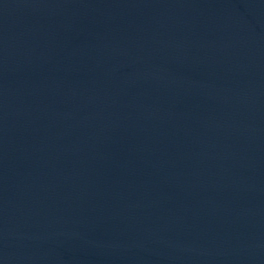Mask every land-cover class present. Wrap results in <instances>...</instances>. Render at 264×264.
I'll return each instance as SVG.
<instances>
[{"label":"water","instance_id":"water-1","mask_svg":"<svg viewBox=\"0 0 264 264\" xmlns=\"http://www.w3.org/2000/svg\"><path fill=\"white\" fill-rule=\"evenodd\" d=\"M0 264H264V0H0Z\"/></svg>","mask_w":264,"mask_h":264}]
</instances>
